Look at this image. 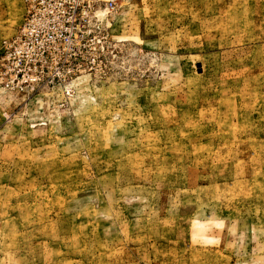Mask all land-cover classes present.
<instances>
[{
    "label": "rangeland",
    "instance_id": "obj_1",
    "mask_svg": "<svg viewBox=\"0 0 264 264\" xmlns=\"http://www.w3.org/2000/svg\"><path fill=\"white\" fill-rule=\"evenodd\" d=\"M76 4L48 81L0 86V264H264V0Z\"/></svg>",
    "mask_w": 264,
    "mask_h": 264
},
{
    "label": "built area",
    "instance_id": "obj_2",
    "mask_svg": "<svg viewBox=\"0 0 264 264\" xmlns=\"http://www.w3.org/2000/svg\"><path fill=\"white\" fill-rule=\"evenodd\" d=\"M26 4L23 23L3 42L0 86L28 93L50 78L45 72L49 60L60 51L61 39L70 45L77 4L76 0H26ZM110 6L115 7L113 3Z\"/></svg>",
    "mask_w": 264,
    "mask_h": 264
}]
</instances>
